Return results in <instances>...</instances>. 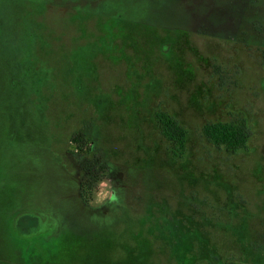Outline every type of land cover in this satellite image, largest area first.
I'll use <instances>...</instances> for the list:
<instances>
[{"label":"rangeland","instance_id":"rangeland-1","mask_svg":"<svg viewBox=\"0 0 264 264\" xmlns=\"http://www.w3.org/2000/svg\"><path fill=\"white\" fill-rule=\"evenodd\" d=\"M241 115L245 152L204 136ZM91 127L100 217L62 155ZM263 208L264 0H0V264H264Z\"/></svg>","mask_w":264,"mask_h":264},{"label":"trees","instance_id":"trees-1","mask_svg":"<svg viewBox=\"0 0 264 264\" xmlns=\"http://www.w3.org/2000/svg\"><path fill=\"white\" fill-rule=\"evenodd\" d=\"M157 125L161 131L162 136L171 145V153L174 157H178L179 152H183L187 143V131L174 117L165 113H157L155 115ZM203 134L206 139L217 149L223 150L230 154L243 153L248 148V143L252 137V130L248 120L244 116H239L228 122L208 123L203 128ZM76 143L83 150V145L86 139L75 138ZM99 178V177H98ZM97 178V183L102 181ZM93 194L92 192H85L86 196ZM31 218H36L34 214H28ZM36 231V223L27 227L25 234L27 236H34ZM44 242V241H42ZM46 243V242H44Z\"/></svg>","mask_w":264,"mask_h":264},{"label":"flooded vegetation","instance_id":"flooded-vegetation-1","mask_svg":"<svg viewBox=\"0 0 264 264\" xmlns=\"http://www.w3.org/2000/svg\"><path fill=\"white\" fill-rule=\"evenodd\" d=\"M118 20V19H117ZM81 131L80 133L78 132L77 134L74 135L73 138L70 139V143L67 141L65 144V150L63 149V157L65 160L71 161V165H73V174H74V182H75V191H76V195L78 198V202L85 207L86 209H90L91 210V214L97 217L103 216V214L107 213V212H112L114 205V201H112V199H114V193L116 192V188L118 187H123V185L119 184L118 185V170L114 165H112L111 163L107 162L104 163L103 160H101L100 162H97V160L95 159V164L93 167L87 166L84 162H86L87 160H92L93 159V155H94V150L95 147V143H96V133L95 131L92 129V127L89 129V132H84ZM90 135V137L93 139L92 142V147L91 149H88V151H86V153H82L81 152V148L79 146L80 143H76L74 141L75 138H82V139H86V137ZM89 140V139H88ZM74 148H72V147ZM73 149V150H72ZM85 160V161H84ZM75 162V163H74ZM79 162V163H78ZM78 167V168H77ZM116 172V173H115ZM107 174V176L110 177L111 181L113 182L112 185V194L110 196V198L107 200V202H105L103 205L96 207V206H92L91 205V200H89V196L85 195V192H93L96 190V186H97V178H101L104 174ZM114 174H116L117 176H115ZM120 176V174H119ZM98 178V179H99ZM114 178L116 179V181L114 180ZM102 179V178H101ZM123 189V188H122ZM264 209V208H263ZM36 218L38 219L39 217L36 216ZM254 227L256 228L257 232V236L259 237V240H263L264 241V222H263V215H260L259 217L256 218L255 221V225Z\"/></svg>","mask_w":264,"mask_h":264}]
</instances>
